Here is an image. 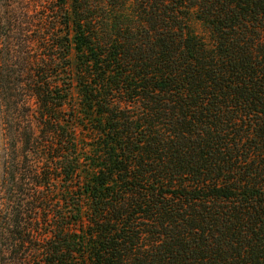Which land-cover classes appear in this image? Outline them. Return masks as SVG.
I'll list each match as a JSON object with an SVG mask.
<instances>
[{
  "label": "trees",
  "instance_id": "1",
  "mask_svg": "<svg viewBox=\"0 0 264 264\" xmlns=\"http://www.w3.org/2000/svg\"><path fill=\"white\" fill-rule=\"evenodd\" d=\"M0 106V264H264V0H0Z\"/></svg>",
  "mask_w": 264,
  "mask_h": 264
},
{
  "label": "rangeland",
  "instance_id": "2",
  "mask_svg": "<svg viewBox=\"0 0 264 264\" xmlns=\"http://www.w3.org/2000/svg\"><path fill=\"white\" fill-rule=\"evenodd\" d=\"M193 29L200 35H206L202 26L195 22L193 23ZM77 96V93L75 92ZM74 132L76 133L78 139L82 138L81 134V126L80 124L76 123L75 127L73 128ZM12 140L8 131L6 130L5 120H4V113L0 106V209L4 203L3 196H4V180L6 177V163L9 160L10 148H11Z\"/></svg>",
  "mask_w": 264,
  "mask_h": 264
}]
</instances>
